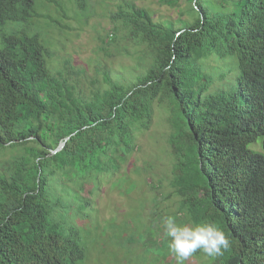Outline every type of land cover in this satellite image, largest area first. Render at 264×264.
Listing matches in <instances>:
<instances>
[{
    "label": "trees",
    "instance_id": "1",
    "mask_svg": "<svg viewBox=\"0 0 264 264\" xmlns=\"http://www.w3.org/2000/svg\"><path fill=\"white\" fill-rule=\"evenodd\" d=\"M185 1L165 22L126 2L109 42L134 41L144 73L128 85L105 70L88 95L70 60L53 67L40 33H1L0 264L86 260L78 228L94 211L92 176L122 174L156 108L168 114L178 211L230 241L214 264H264V0ZM75 4L85 14L86 0ZM34 17L35 0H0V30Z\"/></svg>",
    "mask_w": 264,
    "mask_h": 264
},
{
    "label": "rangeland",
    "instance_id": "2",
    "mask_svg": "<svg viewBox=\"0 0 264 264\" xmlns=\"http://www.w3.org/2000/svg\"><path fill=\"white\" fill-rule=\"evenodd\" d=\"M126 2L147 10L155 22L175 21L180 11L190 7L185 0L180 1L177 8L160 4L158 0H86L83 14L78 11L75 0H35L40 17L2 27L0 48L1 33H40L42 42L56 54L53 67L58 68L63 60H70L75 71L81 73L75 82L82 94L88 95L91 89L103 86L105 70L112 79L132 84L144 73L145 66L138 59L140 54L134 41L120 39L119 45L109 42L114 24L112 16ZM56 20L60 28L54 29ZM123 48L128 50V55ZM216 65L212 61L208 68ZM220 66L232 68L227 62ZM167 116L162 109H155L151 129L139 136V149L123 166L120 176L116 174L112 179V175L104 174L98 180L97 175L92 176L96 180L92 182L94 211L88 210L92 215L90 221L84 222L86 225L79 223L82 227L78 228L80 243L87 251L82 264H177L169 251L162 219L174 216L179 224L190 223L178 211L180 201L172 195L170 187L173 161L166 142L170 132ZM257 151L263 152L262 147ZM139 167L142 173L136 175L134 170ZM88 211L85 213L89 214ZM155 213L158 214L154 216ZM213 258L198 250L185 264H214Z\"/></svg>",
    "mask_w": 264,
    "mask_h": 264
},
{
    "label": "clouds",
    "instance_id": "3",
    "mask_svg": "<svg viewBox=\"0 0 264 264\" xmlns=\"http://www.w3.org/2000/svg\"><path fill=\"white\" fill-rule=\"evenodd\" d=\"M162 225L177 264H185L198 250L210 257L221 256L230 246L224 232L212 223L179 224L176 217L165 216Z\"/></svg>",
    "mask_w": 264,
    "mask_h": 264
},
{
    "label": "water",
    "instance_id": "4",
    "mask_svg": "<svg viewBox=\"0 0 264 264\" xmlns=\"http://www.w3.org/2000/svg\"><path fill=\"white\" fill-rule=\"evenodd\" d=\"M64 146H65V143H63L62 145H60L59 148L56 151L53 152V154H56L57 152L61 151Z\"/></svg>",
    "mask_w": 264,
    "mask_h": 264
}]
</instances>
